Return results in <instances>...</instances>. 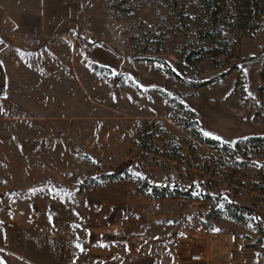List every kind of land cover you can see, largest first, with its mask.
<instances>
[{"label": "rangeland", "instance_id": "374dc122", "mask_svg": "<svg viewBox=\"0 0 264 264\" xmlns=\"http://www.w3.org/2000/svg\"><path fill=\"white\" fill-rule=\"evenodd\" d=\"M255 1L257 28L240 26L232 0L217 17L202 0H0L2 264H54L26 251L29 238L43 249L77 229L86 246L109 223L128 230L131 261L264 264L256 226L208 217L234 202L264 222V149L236 147L264 138ZM194 120L226 154L194 137Z\"/></svg>", "mask_w": 264, "mask_h": 264}, {"label": "crops", "instance_id": "0c3cea01", "mask_svg": "<svg viewBox=\"0 0 264 264\" xmlns=\"http://www.w3.org/2000/svg\"><path fill=\"white\" fill-rule=\"evenodd\" d=\"M78 225L81 226V223L74 224L73 226ZM89 225V223L87 224ZM108 225V226H107ZM70 226V225H69ZM92 226V225H91ZM102 229V232L105 234L106 238L103 241H90L89 244L84 246L82 242V235H78L77 229L64 231L63 235H57L60 243H53L50 246L45 245L43 249H38L41 245V242L33 241L34 238H29V245L26 247V251L30 252L32 255H37L41 257H45L49 263L54 264H147L148 259H137V260H129L131 256L130 252V243H129V235L128 230L125 229H116L117 226L114 223H109L105 225ZM63 232L62 229H60ZM97 228H89L86 230V236L93 237ZM97 236V235H96ZM39 237V236H38ZM75 237V238H74ZM65 244V256L64 260L58 256V246ZM28 244V243H27ZM32 244H35L32 246ZM79 244L84 250L81 251V248H78L76 245ZM103 245V246H102ZM63 247V246H62ZM102 247V248H101ZM107 248V249H106ZM61 249V246H60ZM100 249V250H98ZM208 251L211 250L210 243L208 244ZM102 254H101V253ZM119 255H117V253ZM101 255V257H100ZM205 255H208L205 253ZM21 258L24 256L20 255ZM185 261L187 260V256L184 257ZM208 258V257H207ZM24 259V258H23ZM151 260V259H150ZM171 258H157L154 264H170ZM208 261V259H207ZM143 262V263H142ZM187 262V261H186Z\"/></svg>", "mask_w": 264, "mask_h": 264}, {"label": "trees", "instance_id": "16d2710c", "mask_svg": "<svg viewBox=\"0 0 264 264\" xmlns=\"http://www.w3.org/2000/svg\"><path fill=\"white\" fill-rule=\"evenodd\" d=\"M204 5L208 10H211L215 17L219 16L225 11V0H202ZM236 11L237 16L236 19L241 27H248L252 26L254 28H257L259 26V23L257 21L256 11L255 8L257 6V1L255 0H232ZM263 70H262V79H264V50H263ZM194 129L192 131L194 137L202 144H205L211 148H217L218 142L214 139L204 137L203 134L198 129V122L196 120L193 121ZM182 126L185 129H189V126L187 124H183ZM250 146H254L257 148L264 149V138L261 137H253L249 138L245 141H241L237 144V148L239 152L243 153L245 152V149H247ZM223 154H226V151L228 150L227 146H224L223 149H219ZM264 165V163H263ZM261 180L264 181V173L262 172ZM110 180H115L116 176L111 175L108 177ZM84 183L82 184L83 187ZM153 192L156 194L155 197L158 198H171V199H178V198H184L189 199L191 198L188 191L180 190L179 193L170 192L168 187H158L153 186L152 187ZM212 209V210H211ZM210 209V212L208 213V217H223L226 216V218L233 220L235 222L240 223L243 226L247 225H253L256 226L257 232L264 238V222L258 217L255 211L252 209L238 205L234 202H227L224 204L219 205V208L214 209L212 206ZM263 240V239H261ZM0 264H2L0 262Z\"/></svg>", "mask_w": 264, "mask_h": 264}, {"label": "built area", "instance_id": "2783aa9c", "mask_svg": "<svg viewBox=\"0 0 264 264\" xmlns=\"http://www.w3.org/2000/svg\"><path fill=\"white\" fill-rule=\"evenodd\" d=\"M84 38L91 37V33L88 30L82 32ZM195 233L201 237H209L211 235L210 229L204 224H198L195 227ZM186 264H208L206 256L203 253H195L189 257Z\"/></svg>", "mask_w": 264, "mask_h": 264}, {"label": "snow or ice", "instance_id": "6c2138e0", "mask_svg": "<svg viewBox=\"0 0 264 264\" xmlns=\"http://www.w3.org/2000/svg\"><path fill=\"white\" fill-rule=\"evenodd\" d=\"M0 43H3V41L2 40H0ZM0 66H2V64H0ZM249 96H252V94L249 92ZM254 98V97H253ZM202 131V134L205 136V137H210V138H212V139H214V140H218V141H220L221 143H226V141H224L221 137H219V136H216L214 133H211V132H209V131H205V130H201ZM258 166H260V165H258ZM260 167H264V166H260ZM133 175L135 176V177H137V178H139V179H144V177L140 174V173H133ZM0 223H2V222H0ZM77 227H78V225H77ZM213 231H215V232H219V231H221L219 228H215V229H213ZM157 239H159L158 237H157ZM78 248H81V251H83L84 249L79 245V244H77L76 245ZM103 246V245H102Z\"/></svg>", "mask_w": 264, "mask_h": 264}]
</instances>
